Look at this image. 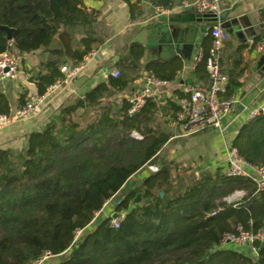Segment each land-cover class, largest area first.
Returning a JSON list of instances; mask_svg holds the SVG:
<instances>
[{"label":"trees","instance_id":"1","mask_svg":"<svg viewBox=\"0 0 264 264\" xmlns=\"http://www.w3.org/2000/svg\"><path fill=\"white\" fill-rule=\"evenodd\" d=\"M85 1L0 0V26L12 28L10 39L0 28V53L48 54L33 79L36 96L64 77L63 61L70 59L76 66L103 45L98 11ZM149 1L162 8L174 4ZM129 7L135 9L132 3ZM141 55L139 45H131L119 63L118 77L109 76L62 107V128L50 124L31 133L20 149L0 148V264H36L46 254L54 257L41 264H264V244L256 257L219 246L221 238L239 226L264 230V191L253 195L250 180L227 177L223 168L194 176L180 173L173 163L164 164L123 195L115 209L125 215L119 228L104 219L90 227L104 202L156 159L170 137L152 126L150 109L158 106L154 98L130 115L131 104L121 94L142 71L146 77L171 82L182 65L152 61L141 67ZM206 55L203 52L194 69L204 85L210 81ZM138 71L140 75L129 78ZM233 85L229 79L222 97L233 95ZM31 98L19 95L16 108ZM11 113L9 99L0 91V115ZM232 146L245 161L264 168V115L246 124ZM241 189L248 195L236 207L225 201ZM138 193L148 202L135 203ZM86 229L92 230L70 247L76 231Z\"/></svg>","mask_w":264,"mask_h":264},{"label":"crops","instance_id":"2","mask_svg":"<svg viewBox=\"0 0 264 264\" xmlns=\"http://www.w3.org/2000/svg\"><path fill=\"white\" fill-rule=\"evenodd\" d=\"M172 1L171 8H162L152 5L149 0H86L88 8L98 11L102 24L105 36L99 49L102 59L94 57L88 60L74 78L56 88L50 97L43 98L40 110L33 117L1 130L0 148L20 149L31 133L50 124L62 128L61 108L74 103L99 83L106 82L115 70L120 71V61L125 58L129 47L137 44L142 51L139 56L141 67L152 61H177L182 68L173 81L159 89L153 97L158 106L150 109L154 117L152 126L170 133V137L157 158L142 166L121 191L127 193L168 163L175 164L180 173L186 171L194 176L224 169L226 148L232 145L237 133L253 121L247 119L248 111L264 103V49H258L257 45L264 37V0H221V12L227 11L228 21L235 20L229 27H222L227 39L220 55L222 71L235 83L232 96L236 103L226 118L228 128L225 133L207 128L190 137L178 136L182 114L179 95H185L183 89L189 84L204 83L194 75V69L198 55L208 52L211 46L209 29L214 22L196 18L195 15L205 13L198 12L195 7L179 8L180 0ZM130 3L135 9H130ZM203 26H208L206 33L200 31ZM250 40H255V44L250 45ZM12 54L18 62L17 76L13 80H0V91L8 97L11 112L17 107L19 95H37L33 79L48 58L47 52L41 50L30 53L14 50ZM71 63L66 59L60 65ZM138 73H132L129 78ZM141 73L140 77L130 80L122 92L126 99L145 85L147 74ZM137 139H142V136ZM139 194V202L148 200Z\"/></svg>","mask_w":264,"mask_h":264},{"label":"built area","instance_id":"3","mask_svg":"<svg viewBox=\"0 0 264 264\" xmlns=\"http://www.w3.org/2000/svg\"><path fill=\"white\" fill-rule=\"evenodd\" d=\"M195 7L200 13H209L216 18L214 25L209 29L211 37V46L205 58V65L210 77L208 85L193 83L187 85L183 91L187 95L179 99L181 106V121L179 137H190L198 134L200 131L211 128L222 134L228 128L226 118L230 113L232 105L236 103L235 97H222L228 86V76L222 71L221 66V50L224 42L227 39V33L221 26L219 15L221 13V0H180V7ZM250 45L255 44V40L249 41ZM258 49H264V37L258 42ZM102 59V54L99 50L88 52L83 61L76 65H62L60 71L64 77L56 80L49 85L42 96L32 97L23 107L16 108L9 115H0V131L10 127L16 122L23 121L33 117L39 110L44 97H50L56 88L67 83L74 78L80 69L92 58ZM203 57V53L198 55V61ZM18 73V62L13 54L5 50L0 53V80L15 79ZM113 77L119 76V71L115 70L112 73ZM168 82L158 80L153 76L146 77L145 85L128 98L130 107L128 113L130 115L139 112L145 105L146 101L153 98L158 93L161 87H165ZM264 115V103L257 108L251 109L247 113L249 121ZM133 136L139 138L137 133L133 132ZM224 173L227 177L245 178L254 184L253 195L264 191V168L256 167L245 161L238 153L236 147L230 145L226 148V165ZM125 192H117L114 196L107 199L102 209L95 214V217L100 213L103 218H112L111 226L114 229L119 228L120 223L125 218L124 214L115 212V209L120 205ZM248 195L245 189L237 190L227 196L225 201L236 207L241 199ZM94 217L93 221L96 220ZM84 230H77L74 240L70 247L77 242L78 237ZM264 244V230L257 232L246 231L242 226L237 227L235 232L226 233L220 240L219 246L221 249H234L241 252H246L252 257H256L259 253V245ZM57 256V255H55ZM54 255L46 254L44 258L36 264H41Z\"/></svg>","mask_w":264,"mask_h":264},{"label":"water","instance_id":"4","mask_svg":"<svg viewBox=\"0 0 264 264\" xmlns=\"http://www.w3.org/2000/svg\"><path fill=\"white\" fill-rule=\"evenodd\" d=\"M195 16H196V18H198V19H200V17H201V18H203L204 20H211L212 22H214V21L216 20V18H215L214 16H212L211 14H209V13L198 14V15H195ZM226 16H227V11H223V12H221L220 15H219V19H220V21L222 22V23H221V26H222L223 28H225V27H229V25H230L231 23H235V20H230V21H228V20L226 19ZM0 28L3 29V30H5V32L7 33V38L10 39V38H11L12 28L7 27V26H0ZM207 28H208V26H203V27L200 29V31H201L202 33H206ZM190 42H191V41H190ZM114 60H116V57L114 58ZM160 195L162 196V193H160ZM140 200H141V195L138 193V194L135 196V198H134V202L136 203V202H139ZM145 201L147 202L148 200H145ZM113 217H116V213L113 214Z\"/></svg>","mask_w":264,"mask_h":264},{"label":"rangeland","instance_id":"5","mask_svg":"<svg viewBox=\"0 0 264 264\" xmlns=\"http://www.w3.org/2000/svg\"><path fill=\"white\" fill-rule=\"evenodd\" d=\"M80 112L78 111V114H79ZM76 119H78V115H75L74 116ZM122 192V191H121ZM104 216L102 215V213H100L99 214V216H97V217H95L96 218V220L94 221V222H92V223H90V227L91 228H95L96 227V225L98 224V222H100V221H102L103 219L104 220H106L110 225H111V222H112V218L111 217H107V218H103ZM92 229H86V230H84L81 234H80V236L78 237V239H77V242L78 241H80V240H82L83 238H84V236L89 232V231H91Z\"/></svg>","mask_w":264,"mask_h":264}]
</instances>
